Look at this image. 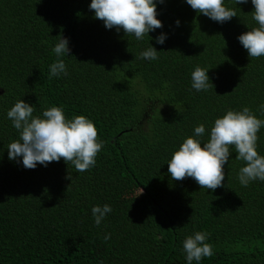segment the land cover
Instances as JSON below:
<instances>
[{
	"label": "trees",
	"instance_id": "1",
	"mask_svg": "<svg viewBox=\"0 0 264 264\" xmlns=\"http://www.w3.org/2000/svg\"><path fill=\"white\" fill-rule=\"evenodd\" d=\"M224 3L237 17L221 24L186 0L157 2L163 27L137 40L95 19L91 0H0V264H187L183 241L195 232L213 252L199 264H264V181L240 184L234 148L215 191L168 173L196 126L203 143L228 110L264 119V56L249 58L238 40L256 26L254 7ZM58 36L69 41L59 57L68 75L50 78ZM150 45L158 59H141ZM196 66L214 88H191ZM21 99L34 116L55 106L93 121L103 142L95 166L10 161L19 132L7 112ZM258 137L264 156V127ZM105 204L112 212L96 226L91 209Z\"/></svg>",
	"mask_w": 264,
	"mask_h": 264
},
{
	"label": "clouds",
	"instance_id": "2",
	"mask_svg": "<svg viewBox=\"0 0 264 264\" xmlns=\"http://www.w3.org/2000/svg\"><path fill=\"white\" fill-rule=\"evenodd\" d=\"M157 2L162 4L165 0H91L90 10L107 29L115 28L117 32L122 29L126 36L134 35L137 40H142L150 32L163 27L157 19ZM186 3L198 14L221 24L237 17L236 11L227 8L224 0H186ZM247 3L248 0H236L237 5ZM251 4L254 11L250 14L256 26L241 34L238 40L249 58H260L264 56V0H251ZM176 23L179 25L180 22ZM58 37L52 49L58 59L50 66V78L68 75L66 65L59 57L70 55L69 41ZM155 39L156 43L163 44L166 36L161 34ZM158 53L150 45L140 53V58L156 60ZM208 71L200 66L195 67L191 73L192 89L200 92L214 88ZM34 111V106L21 99L7 112L12 127L19 132V139L11 142L7 148L10 161L22 158L25 169H35L37 164L47 167L61 159L74 166L76 172H85L95 166L103 142L99 140L93 121L83 115L68 119L61 107L48 108L42 117L34 116ZM260 111L264 115V105L260 106ZM262 127L264 119L257 118L248 107L241 111L228 110L225 115L215 119L206 142L202 143L199 139L205 134L204 124L196 126L194 136L184 139L167 163L171 180L192 178L201 189L212 191L224 187V166L229 162L230 149L234 148L235 159L244 165L239 169L240 184L247 187L252 181H264V156L257 151L258 133ZM67 178L71 179L70 175ZM91 212L95 225L99 226L112 208L108 204L102 207L97 205L92 207ZM104 239L107 241L110 236L105 235ZM207 240L208 234L204 232H195L184 239L183 251L187 264H193V261L199 264L202 258L213 255L212 245Z\"/></svg>",
	"mask_w": 264,
	"mask_h": 264
}]
</instances>
